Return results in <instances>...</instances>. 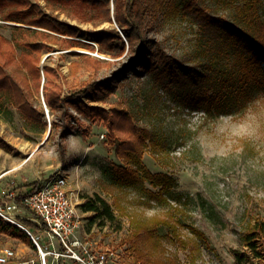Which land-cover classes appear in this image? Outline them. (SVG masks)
<instances>
[{
  "label": "rangeland",
  "instance_id": "rangeland-1",
  "mask_svg": "<svg viewBox=\"0 0 264 264\" xmlns=\"http://www.w3.org/2000/svg\"><path fill=\"white\" fill-rule=\"evenodd\" d=\"M199 2L210 13L229 19L235 14V5L242 3ZM181 6L182 0H160L159 7L146 15L147 36L168 57L194 64L188 59L198 50L199 28ZM114 8L110 0L112 15ZM260 12L264 19V3ZM56 14L75 33L56 34L68 43L62 47L54 44L51 52H45L42 68L59 70L66 93H79L94 81L112 79L115 87L109 96L97 100L94 90L79 96L77 102L131 113L136 124L160 142L156 148L148 146L142 165L153 174L169 176L170 183L162 190L149 182L124 184L114 179L113 166L126 162L117 157L103 117L92 121L70 108L80 123L71 120V131L61 140V128L51 130L53 121L62 126L61 112L51 113L40 91L34 93L33 102L44 113L45 129L24 119L8 103L0 112V138L5 145L0 147V206L4 208L3 192L27 194L26 185L61 173L82 222L77 237L97 250H111V264H141L139 251L146 253V264H236V250L250 252L243 242L245 232L256 219L264 221V89L253 90L251 97L218 115L184 107L164 89H157L149 73L130 67L136 55L129 52L126 31L114 18L94 25L66 13ZM5 15L6 10L0 13V35L16 45L18 30L28 27L6 21ZM102 35L111 38L103 40ZM25 51L16 45L17 57ZM95 60L100 62L98 68ZM73 64L78 65L75 73ZM61 143L66 151L64 162ZM98 197L110 205L111 218L103 211L82 210L85 202ZM22 209L25 211H11L19 222L18 218L27 216ZM148 230H153L150 236ZM39 242L45 249L50 239L44 235ZM6 248L18 254L13 262L44 264L37 246L25 247L0 231V256ZM256 250L258 254L251 252L248 264H264V246L259 244ZM46 262L57 264L52 255L46 256ZM62 262L74 264L66 259Z\"/></svg>",
  "mask_w": 264,
  "mask_h": 264
},
{
  "label": "trees",
  "instance_id": "trees-1",
  "mask_svg": "<svg viewBox=\"0 0 264 264\" xmlns=\"http://www.w3.org/2000/svg\"><path fill=\"white\" fill-rule=\"evenodd\" d=\"M40 1L46 4L42 5ZM113 1L115 8L112 15L110 0H37L35 3L30 0H0V13L6 10V21L28 27L18 30L16 45L26 49L20 57L16 55L15 43L0 35V112L3 111L4 104L8 103L24 119L38 123L45 129L47 122L43 120L44 113L33 102L34 93L42 91L50 112H61L62 126L56 121L51 126V130L61 128V140H65L70 133L71 120L80 123V119L69 111L70 108L76 109L92 121L103 117L107 122L111 141L116 147L117 157L126 162L125 166H113V178L124 184L149 182L163 190L170 183L169 176L153 174L142 165L148 146L156 148L160 143L155 140L151 131L140 128L133 115L121 108L107 111L77 102L79 96L94 90L98 91L97 100L109 96L115 87L113 80L94 81L79 93H66L59 70L52 66L42 68L41 61L45 52H51L54 44L60 43L62 47L68 43V40L60 39L56 34L75 33L72 26L60 20L56 12L66 13L81 22L88 20L94 25L112 22L114 18L126 31L129 52L136 55L132 56L130 67H138L149 73L157 89H164L184 107L218 115L221 111L241 104L242 99L251 97L253 90L264 89V19L260 12L264 0H241L242 3L235 5L232 19L210 13L199 0H182L181 10L199 28L198 50L188 59L194 64L168 57L162 48L148 38L146 15L159 7L160 0ZM107 38L111 37H101L103 40ZM95 62L98 68L100 62ZM77 69L78 65L73 64L72 71L75 73ZM0 147H5L1 138ZM59 148L64 162V144L61 143ZM35 186L36 183L26 185L28 193L19 198H26ZM19 203L23 205L20 199ZM82 210L103 211L106 217H112L110 205L101 197L97 201L85 202ZM23 223L35 233L40 231V227L31 221L24 220ZM0 231L36 248L32 238L23 229L2 218ZM152 231H147L149 236ZM243 242L250 252L236 250V264H248L252 261L250 253L257 255L258 245L264 246L262 219H256L249 226ZM139 254L141 264L148 263L149 260L144 259L146 253L139 251Z\"/></svg>",
  "mask_w": 264,
  "mask_h": 264
},
{
  "label": "built area",
  "instance_id": "built-area-1",
  "mask_svg": "<svg viewBox=\"0 0 264 264\" xmlns=\"http://www.w3.org/2000/svg\"><path fill=\"white\" fill-rule=\"evenodd\" d=\"M1 195L4 208L0 206V218L20 227L32 238L43 255L44 264H47V255H52L58 261L71 260L74 264L112 263L111 258L114 254L111 250H97L92 244L77 237L82 222L68 195L67 179L63 174L55 173L40 179L34 190L24 199L19 198L21 194L3 192ZM19 199L23 205H20ZM21 208L30 212L50 239L45 249L40 245L41 238L33 236L30 229L12 216L11 211H18ZM54 242H57V245ZM49 247L52 250L48 251ZM15 255L14 250L5 249L0 256V264H12Z\"/></svg>",
  "mask_w": 264,
  "mask_h": 264
},
{
  "label": "crops",
  "instance_id": "crops-1",
  "mask_svg": "<svg viewBox=\"0 0 264 264\" xmlns=\"http://www.w3.org/2000/svg\"><path fill=\"white\" fill-rule=\"evenodd\" d=\"M37 183V182H36ZM21 195H24V194H21ZM24 210L25 211H23V209H22V211L24 212V214H27V216H21L20 218H18V219H20L21 221H20V223L22 224V225H24V220H27V221H31V222H33V223H35L36 225H38L36 222H35V220H34V218L32 217V215L30 214V212H28L25 208H24ZM26 228H28V229H30L29 227H27L26 225H24ZM39 226V225H38ZM40 227V226H39ZM30 231L31 232H33L32 234H33V236H35V234L38 236V237H43L44 235H45V232L43 231V229L40 227V231L38 232V233H35L32 229H30ZM37 236H35V237H37ZM22 242V241H21ZM23 243V242H22ZM24 244V243H23ZM49 244V243H48ZM54 244H56L55 242H54ZM27 245L25 244V247H26ZM24 247V246H23ZM30 247V246H29ZM31 248V247H30ZM7 249V248H6ZM10 249V248H9ZM5 250V249H4ZM4 250H2L1 252H3ZM22 250L23 251H25V249H23L22 248ZM17 254V253H16ZM17 256H18V254H17ZM56 262H57V264H61V261H58V260H56ZM31 263V260H27L26 262H24V264H30ZM12 264H20L18 261H15V262H13L12 261ZM62 264H63V262H62ZM69 264V263H68Z\"/></svg>",
  "mask_w": 264,
  "mask_h": 264
},
{
  "label": "water",
  "instance_id": "water-1",
  "mask_svg": "<svg viewBox=\"0 0 264 264\" xmlns=\"http://www.w3.org/2000/svg\"><path fill=\"white\" fill-rule=\"evenodd\" d=\"M46 106V105H45ZM49 131H50V125H49Z\"/></svg>",
  "mask_w": 264,
  "mask_h": 264
}]
</instances>
